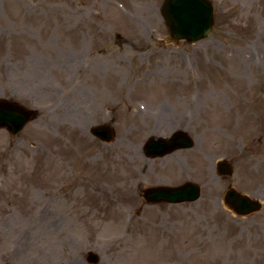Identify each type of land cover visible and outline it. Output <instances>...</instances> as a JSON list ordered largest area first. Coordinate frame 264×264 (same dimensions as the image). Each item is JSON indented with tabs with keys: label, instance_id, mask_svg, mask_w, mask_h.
<instances>
[{
	"label": "rangeland",
	"instance_id": "1",
	"mask_svg": "<svg viewBox=\"0 0 264 264\" xmlns=\"http://www.w3.org/2000/svg\"><path fill=\"white\" fill-rule=\"evenodd\" d=\"M211 1L206 39L159 49L164 0H0V99L37 113L0 130V264H264V0ZM177 131L192 149L145 157ZM183 182L195 203L141 197ZM229 186L261 210L235 216Z\"/></svg>",
	"mask_w": 264,
	"mask_h": 264
},
{
	"label": "water",
	"instance_id": "2",
	"mask_svg": "<svg viewBox=\"0 0 264 264\" xmlns=\"http://www.w3.org/2000/svg\"><path fill=\"white\" fill-rule=\"evenodd\" d=\"M161 9L162 18L169 29V36L166 38L169 42L187 40L196 43L207 37L212 30L213 6L208 0H165ZM31 119V113L20 106L0 102V128L6 127L12 134H16ZM91 133L107 143L114 137L109 126L94 127ZM146 145L147 154L150 156H161L175 149L192 147L191 140L185 133L173 135L169 144L160 139L150 140ZM218 171L223 175L231 174L225 163L218 165ZM199 196V187L196 184L147 190L144 195L151 203L165 201L170 204L192 202ZM224 202L241 215L256 212L260 208L258 203L231 189L226 192ZM90 259L93 262L97 260L94 255H90Z\"/></svg>",
	"mask_w": 264,
	"mask_h": 264
},
{
	"label": "flooded vegetation",
	"instance_id": "3",
	"mask_svg": "<svg viewBox=\"0 0 264 264\" xmlns=\"http://www.w3.org/2000/svg\"><path fill=\"white\" fill-rule=\"evenodd\" d=\"M152 44H154V40H152V39H150L149 40ZM165 45H164V43H163V41L160 39V41L157 43V47L159 48V49H163V47H164ZM138 55V54H137ZM145 55V54H144ZM144 55L143 56H141L140 54L138 55V56H136V60L137 61H139V59H141V58H143L144 57ZM109 56H111V58H112V56H113V53H109ZM118 58V57H117ZM119 59V58H118ZM132 59V58H131ZM130 60V59H129ZM78 63L80 62V57H78V61H77ZM139 62H142V61H139ZM144 146V145H143ZM143 153H144V155H145V150H144V148H143ZM145 157L147 158V156L145 155ZM148 159V158H147Z\"/></svg>",
	"mask_w": 264,
	"mask_h": 264
}]
</instances>
